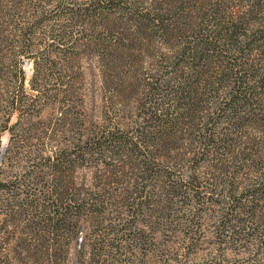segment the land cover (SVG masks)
Instances as JSON below:
<instances>
[{
	"label": "rangeland",
	"instance_id": "rangeland-1",
	"mask_svg": "<svg viewBox=\"0 0 264 264\" xmlns=\"http://www.w3.org/2000/svg\"><path fill=\"white\" fill-rule=\"evenodd\" d=\"M12 1L9 13L12 2L0 0V125L23 70L33 98L24 132L65 151L57 180L71 188L74 224L46 243L57 263L264 264V86L254 76L264 48L235 28L264 0H108L101 17L80 23L79 4L96 0ZM21 18L34 23L32 39L11 34ZM229 27L237 41L224 37ZM248 31L258 38L264 27ZM57 34L76 45L66 56L48 51ZM27 45L37 56L12 55ZM188 56L204 57L211 73L199 78ZM36 70L43 94L31 88ZM1 131L0 152L10 140ZM91 131L128 135L149 151L133 152L125 171L117 155L87 161ZM89 191H100L102 215L86 220L76 208Z\"/></svg>",
	"mask_w": 264,
	"mask_h": 264
},
{
	"label": "trees",
	"instance_id": "trees-1",
	"mask_svg": "<svg viewBox=\"0 0 264 264\" xmlns=\"http://www.w3.org/2000/svg\"><path fill=\"white\" fill-rule=\"evenodd\" d=\"M107 1L96 0L79 4L76 13L72 16L73 21L76 23L84 22V15L85 21H88L96 13L101 17L105 10L101 7V4ZM10 2L13 5L9 6L11 8L9 13L13 10L16 11L13 8L14 2L12 0ZM26 3H28L27 0L22 1L20 6L26 7ZM258 6L259 4L256 3L255 5H251L244 13L241 12V14L243 13L241 15V24L238 23V26L235 28H240L239 31H241L242 39H248L245 42L249 44L252 42L260 43V47L264 48V34L261 35L259 32L260 36L256 38L257 32L252 31L248 35V30H252L260 25L264 27V9L262 6L259 9ZM55 21L57 22L58 19ZM30 23L29 18L17 19L13 27L15 35L12 32L11 34L15 37L24 36V38L30 36L32 39L34 35L32 31L34 32L35 26L34 23ZM224 37L227 40L233 39V41H237L238 37L234 27H229V31L227 30L224 33ZM52 39L53 44L48 46V51L51 55L66 56L68 54L66 48L73 46L76 48L75 43L70 42V37L67 34H57L56 38ZM27 46L28 49H24L23 52L21 50L16 51L15 49L12 55L37 56V51L31 45ZM188 57L192 58L193 69L196 67V73L199 78L211 73V69L201 65L204 57ZM19 74L20 76L17 77L15 82L18 95L12 97L9 107L4 112V118L6 119L0 125L1 132L7 131L10 133L9 144L0 164V264H50L51 262L58 264L56 260L58 253L55 250L51 252L49 244L47 246L46 243H49L56 234L59 235L65 229L67 223L74 224V220L71 217V215L73 216L74 208L70 204L72 200L69 197L71 188L64 181L57 180L58 173L63 172L64 170L62 169L67 168L64 166L66 158L63 153L65 151L59 150L56 152V150L48 149V147H38L34 142V138H31V136L26 135V132H24L22 127L25 124L23 118L25 119L29 113L27 107L32 106L30 101L33 98L25 95V76L23 70H20ZM226 75L228 73L224 77ZM229 75L228 78L230 77ZM254 76L256 85L264 86V68L256 70ZM39 81L40 73L36 70V74L31 81V88L33 92L43 94ZM69 84L68 82L61 83L67 89L70 87ZM247 86L243 85L241 87V97L245 94ZM37 99L38 97L33 102H36ZM22 108L25 111V115L22 113ZM14 113H21L22 117H19L16 123L11 124ZM113 135L114 133L111 132L106 135L91 131L85 140V160H100L105 157L115 160L113 158L117 155L119 157L117 163L123 164L124 169L122 171H125L128 168V159L133 152L138 150L142 155H146L145 151H149L148 147L142 146L139 142H130L133 140L128 135ZM37 142L39 143V141ZM1 154L2 151L0 152ZM70 154H72L71 151ZM143 159H145V162L142 163L141 169H146V162L148 161L146 158ZM115 166L117 167L118 165ZM262 181L259 187H263L264 190V179ZM89 193V196L85 197V202L76 208L78 213L83 211L86 220L95 213L102 215L101 210L94 209V207L99 205L98 197L101 194L100 191L97 193L89 191ZM93 195H97L96 198H92ZM259 202L264 203V194L261 195ZM69 231L73 233L71 230ZM106 233L109 236L108 231ZM102 246H111V248L118 249L122 245L115 246L113 243L108 244L106 240H103ZM85 264L91 263L87 261Z\"/></svg>",
	"mask_w": 264,
	"mask_h": 264
},
{
	"label": "water",
	"instance_id": "water-1",
	"mask_svg": "<svg viewBox=\"0 0 264 264\" xmlns=\"http://www.w3.org/2000/svg\"><path fill=\"white\" fill-rule=\"evenodd\" d=\"M5 151H6V147H3V149H2V154H1V156H0V164H1V162H2L3 155L5 154Z\"/></svg>",
	"mask_w": 264,
	"mask_h": 264
}]
</instances>
